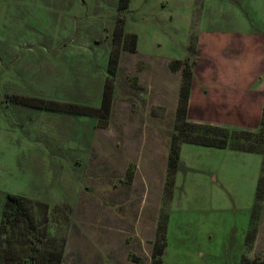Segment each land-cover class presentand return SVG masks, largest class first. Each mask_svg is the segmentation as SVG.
Returning a JSON list of instances; mask_svg holds the SVG:
<instances>
[{
  "label": "rangeland",
  "instance_id": "1",
  "mask_svg": "<svg viewBox=\"0 0 264 264\" xmlns=\"http://www.w3.org/2000/svg\"><path fill=\"white\" fill-rule=\"evenodd\" d=\"M0 1V235L16 194L33 202L43 252L66 242L63 264H152L163 222V264H242L264 199L232 153L184 144L163 202L160 171L182 83L173 64L195 60L200 35L264 31V0ZM133 34L104 126L79 109L101 108L111 53Z\"/></svg>",
  "mask_w": 264,
  "mask_h": 264
},
{
  "label": "crops",
  "instance_id": "2",
  "mask_svg": "<svg viewBox=\"0 0 264 264\" xmlns=\"http://www.w3.org/2000/svg\"><path fill=\"white\" fill-rule=\"evenodd\" d=\"M196 53L197 57L193 60L194 76L189 99L188 120L192 123L230 130L257 132L264 115V31L225 30L220 31V35L203 34L197 38ZM119 71H121V64ZM174 72L181 74L182 81V71ZM140 83L143 87L149 85L148 82H142V80ZM179 98L180 93L176 104V115ZM115 105L113 102L111 117L114 111H120ZM172 136L173 134L169 146H171ZM220 150H229L232 153L229 155L230 167L236 166V170L243 168V175L247 179L251 177L249 193L252 190L251 194L256 195L263 169V155L230 149ZM168 159L169 156L160 171V184L164 186L162 188L164 191L161 192L162 202L165 196ZM254 210L255 207L252 216ZM158 211L160 213L159 209ZM110 215L118 219L115 213ZM261 243H263L262 246ZM260 246L264 248V215L259 220L257 237L250 249V256L244 257L250 260L259 257L264 260V251L258 250Z\"/></svg>",
  "mask_w": 264,
  "mask_h": 264
},
{
  "label": "trees",
  "instance_id": "3",
  "mask_svg": "<svg viewBox=\"0 0 264 264\" xmlns=\"http://www.w3.org/2000/svg\"><path fill=\"white\" fill-rule=\"evenodd\" d=\"M130 0H121V7L126 9ZM115 34L123 37L125 35L124 22L117 26ZM137 36L132 35V44L124 49H115L110 57V77L106 84L103 104L100 109L90 110L81 108L79 112L93 113L103 120L104 126L109 124L112 110L115 77L117 75L122 51L135 53L137 51ZM194 62L190 59L185 61L177 60L173 66V71H182V84L180 89L179 105L176 115L174 133L171 140L170 153L168 159V174L165 184V194H173L176 175L181 167V147L183 144H194L204 147L230 149L235 151L259 153L264 157V151L260 149L264 146V115L260 129L257 132L230 130L218 126L192 123L188 120V107L193 82ZM97 113V114H96ZM264 199V162L262 174L256 194V203ZM33 202L28 198L9 194L7 197L6 209L2 219L0 235V264H63L65 261L64 242L61 249L53 247L51 251L45 250L41 245L43 240L42 229L36 222ZM256 207L253 212L249 231L247 233V245L251 249L257 237L258 225L254 223ZM159 233L154 246L152 264H163V256L167 246L166 229L167 226L159 224ZM7 233L6 238L3 235ZM22 236L25 239H22ZM54 250V251H53ZM242 264H264V260L256 258L250 260L244 257Z\"/></svg>",
  "mask_w": 264,
  "mask_h": 264
}]
</instances>
